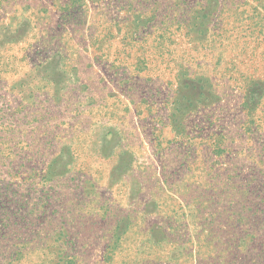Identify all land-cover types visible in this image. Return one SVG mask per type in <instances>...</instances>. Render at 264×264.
Returning a JSON list of instances; mask_svg holds the SVG:
<instances>
[{"label": "rangeland", "instance_id": "obj_1", "mask_svg": "<svg viewBox=\"0 0 264 264\" xmlns=\"http://www.w3.org/2000/svg\"><path fill=\"white\" fill-rule=\"evenodd\" d=\"M0 264H264V0H0Z\"/></svg>", "mask_w": 264, "mask_h": 264}]
</instances>
